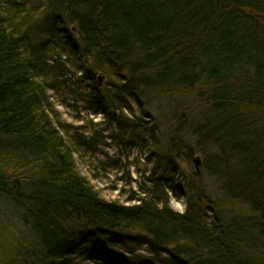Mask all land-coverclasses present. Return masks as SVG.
I'll list each match as a JSON object with an SVG mask.
<instances>
[{"label": "trees", "instance_id": "16d2710c", "mask_svg": "<svg viewBox=\"0 0 264 264\" xmlns=\"http://www.w3.org/2000/svg\"><path fill=\"white\" fill-rule=\"evenodd\" d=\"M68 74L91 83L67 90L106 110L107 139L155 158L132 104L188 100L172 135L205 111L196 146L216 190L145 169L134 204L107 201L74 159L105 142L101 125H66L51 101ZM0 201L21 235L0 264H264V0H0Z\"/></svg>", "mask_w": 264, "mask_h": 264}, {"label": "rangeland", "instance_id": "374dc122", "mask_svg": "<svg viewBox=\"0 0 264 264\" xmlns=\"http://www.w3.org/2000/svg\"><path fill=\"white\" fill-rule=\"evenodd\" d=\"M36 32L38 33V30ZM69 36L71 41L76 43L78 39L76 34L71 33ZM75 58L76 64L84 63L80 53H77ZM68 67L74 71V66L68 65ZM105 82L106 79L99 89L107 94ZM68 87L87 93L92 86L89 82L78 85L76 78L68 74L63 90L49 92L51 101L56 105V110L60 113L64 124L71 127L84 126L88 121L100 124L99 129H103L102 134L105 138L108 133L114 131L115 124L108 123L106 110L105 112L100 110V115H93L91 110H86L80 101H75L76 97L73 93L69 94ZM66 94L69 96L67 99ZM64 100L65 104H62ZM187 105L188 100L185 98L179 97L172 100L154 94L144 97L141 111L135 105H131L132 117H142L143 125L146 124L147 127L156 131L160 142L158 158L137 147L130 150L123 142L116 145L111 139L106 138L105 142L98 145L94 151L76 149L74 159L77 172L86 178L90 185L99 190L107 201L118 200L127 205L134 204L128 199L131 192L137 190L142 181L140 174L145 169L157 175L168 173L174 181L180 183H187L193 173L198 172L206 190L212 194L216 190V181L209 177L202 168L205 150L198 149L196 146L199 136L197 130L204 122L205 111L196 109L191 113L187 112L186 124L180 131L171 134L172 121L175 117L179 119ZM126 115L129 116V112ZM191 152L194 154L192 161L189 159ZM196 157L199 158V166L194 164ZM185 203V198L176 199L172 196L170 199L171 208L179 213L184 212ZM15 216L12 207L0 201V253L4 247L12 245L16 241L15 238L21 237L20 231L14 229L18 221ZM12 233L15 235L14 239H12Z\"/></svg>", "mask_w": 264, "mask_h": 264}, {"label": "water", "instance_id": "95a60500", "mask_svg": "<svg viewBox=\"0 0 264 264\" xmlns=\"http://www.w3.org/2000/svg\"><path fill=\"white\" fill-rule=\"evenodd\" d=\"M103 79H104V78H103L102 76H98V77H97L98 85H101V84H102ZM195 164H196V166H199V165H200V163H199V158H198V157L195 158Z\"/></svg>", "mask_w": 264, "mask_h": 264}, {"label": "bare ground", "instance_id": "6f19581e", "mask_svg": "<svg viewBox=\"0 0 264 264\" xmlns=\"http://www.w3.org/2000/svg\"><path fill=\"white\" fill-rule=\"evenodd\" d=\"M98 76H101V74H100V75H99V74H97V77H98ZM97 81H98V80H97ZM103 81H104V79H103ZM102 84H103V82H102ZM102 84H101V85H102ZM101 85H98V86H101ZM98 115H100V114H98Z\"/></svg>", "mask_w": 264, "mask_h": 264}]
</instances>
